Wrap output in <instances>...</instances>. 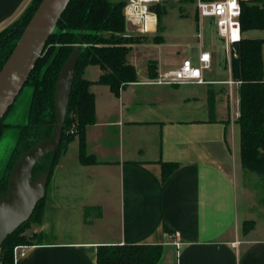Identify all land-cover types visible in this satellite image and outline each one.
<instances>
[{"label":"crops","instance_id":"0c3cea01","mask_svg":"<svg viewBox=\"0 0 264 264\" xmlns=\"http://www.w3.org/2000/svg\"><path fill=\"white\" fill-rule=\"evenodd\" d=\"M29 1L0 0V25L17 18ZM198 33L196 40L192 36L169 46L164 40L139 41L151 32H125L124 37L138 39L129 44L127 56L137 79L118 96L94 83L101 73L98 66L84 69L83 76L93 82L95 107V123L86 128V150L97 163L81 164L78 143L68 145L54 169L42 222L34 230L40 239L26 245L14 264H96L100 244H161L156 264H264V193L244 184L252 174L240 161V81L234 83L230 67L223 69L218 39L208 47ZM243 37L264 39V30L242 32ZM180 42L186 51L182 59L167 63L166 50L183 46ZM199 45L211 56L206 83H145L151 78L149 62H155L158 73L185 58L195 61ZM262 61L264 78V44ZM209 92L215 96L212 118ZM160 161L178 163L164 180ZM88 207L100 214L91 209L84 216ZM53 210L58 235H51L46 225ZM69 210L76 211L72 215ZM72 218L78 221L73 227ZM247 220L254 226L243 233Z\"/></svg>","mask_w":264,"mask_h":264},{"label":"trees","instance_id":"16d2710c","mask_svg":"<svg viewBox=\"0 0 264 264\" xmlns=\"http://www.w3.org/2000/svg\"><path fill=\"white\" fill-rule=\"evenodd\" d=\"M42 0H30L18 18L0 29V70L29 20ZM193 1V0H185ZM125 2L108 0H69L65 10L50 34L41 55L37 58L25 85L32 88V95L26 122L18 125L15 144L0 176V197L7 193L10 172L20 156L42 140L52 136L56 120L55 87L59 71L74 48L77 62L67 111L63 123L59 147L43 155L32 167L30 181L46 175L43 196L36 203L29 218L7 235L0 247V264H14L13 249L17 245H31L40 237H25L23 231L29 223L41 224L45 212L47 195L54 169L68 145L75 138L78 141V160L83 165L97 163L94 155L86 150V128L95 123L93 83L84 76L88 65H96L101 73L94 83L107 85L118 96L120 89L136 81L135 67L127 60L131 46L138 39L124 37ZM240 28L242 32L264 30V1L261 4L240 0ZM159 17L162 6L152 7ZM196 17V16H195ZM197 19V17H196ZM155 43H161V36H154ZM263 38L243 37L235 44L237 56L230 63L231 78L240 81L239 116L236 123L240 131V161L244 170L264 174V78L262 45ZM150 77L156 76L155 62L148 63ZM24 85V86H25ZM214 94L207 97L210 118L214 113ZM12 106L9 108L8 112ZM7 112V113H8ZM6 113V114H7ZM5 117V116H4ZM3 117V119H4ZM0 121V139L9 124ZM161 177L164 180L178 166L176 162L160 161ZM91 209L84 210L88 216ZM254 226L251 220L242 224L243 233ZM164 230L170 232L169 228ZM162 253L161 244H100L96 248V264H156Z\"/></svg>","mask_w":264,"mask_h":264},{"label":"water","instance_id":"95a60500","mask_svg":"<svg viewBox=\"0 0 264 264\" xmlns=\"http://www.w3.org/2000/svg\"><path fill=\"white\" fill-rule=\"evenodd\" d=\"M68 2L69 0H42L2 66L0 70V121L24 87ZM222 42L219 38L218 43ZM77 55V49L74 48L57 77L56 120L51 138L42 140L25 151L10 172L7 193L0 197V247L6 236L29 218L36 203L44 194L46 175L43 174L30 181V172L33 165L43 155L55 151L60 145L74 81ZM222 66L225 70L228 68L225 59L222 60Z\"/></svg>","mask_w":264,"mask_h":264},{"label":"rangeland","instance_id":"374dc122","mask_svg":"<svg viewBox=\"0 0 264 264\" xmlns=\"http://www.w3.org/2000/svg\"><path fill=\"white\" fill-rule=\"evenodd\" d=\"M110 1L115 2L119 0H110ZM161 6H162V10H161L162 14H161V17H159V25H158L157 30L155 32H151V34L148 36H144L143 39L139 41L154 43L153 37L161 36L162 40H164L165 43H168L170 44L169 46H171L172 42L179 44V41H184L186 38H191L192 36H194L193 38L196 40L195 38L196 34L197 32H200V41H204L203 43L207 45L208 47L215 46V43H214L215 35H214L213 26L210 24L208 19L202 18V19H199L197 22V19L195 18L194 0L193 1L165 0ZM17 18L14 17L13 19L5 23L4 25H0V29L5 27L7 24L15 21ZM180 43H182L181 45L183 46H178L173 49L169 48L166 50L167 55L170 56L167 58V63L169 62L175 63L176 61H180L182 59L184 52L186 51L184 50L185 43L183 42H180ZM165 49L166 47L163 48V50ZM194 55L195 54L191 56L193 57V59H194ZM210 77L212 78L214 76L209 75V78ZM155 86H164V85H155ZM31 95H32L31 86L25 85L20 91V93L18 94V96L16 97L12 105V108L5 115L3 119L4 123L9 124V126L4 129L3 136L0 139V176L2 175L5 163L15 144V141L17 138V132H18V125H23L26 122V116L28 112ZM73 141H76L78 143L77 138H75ZM71 150H74V149H71ZM249 174H252V175L250 176V179L248 181L244 182V184H246V186L249 189H255L258 192L264 193V174H257V173H253L250 171H249ZM257 196L258 198H260V195L256 192V197ZM47 198H48V195H47ZM45 208H47V202H46ZM73 211H76V210H69L70 214L73 215ZM92 212H95V211H92ZM56 215H55V210H53L47 216L46 225L51 231L52 233L51 235H58V216ZM71 222L72 223L69 224V226H72V227L78 224V221L73 222V218ZM38 225L40 224L33 223V222L29 223L28 226L23 231L25 237L31 238L32 235H35L37 239V236L39 235V233H36L34 230L37 229ZM55 228H57L56 232H54Z\"/></svg>","mask_w":264,"mask_h":264},{"label":"built area","instance_id":"2783aa9c","mask_svg":"<svg viewBox=\"0 0 264 264\" xmlns=\"http://www.w3.org/2000/svg\"><path fill=\"white\" fill-rule=\"evenodd\" d=\"M165 0H128L123 7L125 18V32L129 34L155 32L153 27L158 24V16L152 7L162 5ZM195 15L199 19H208L213 26L217 39H222L220 44L221 60H226L230 67L232 57L237 53L234 49L236 43L242 39L240 28L241 7L240 0H194ZM152 15L153 22L150 24L147 17ZM200 38V34L198 33ZM195 61L185 58L177 67L158 72L155 77L145 81L149 85H181L188 83L203 84L204 72L211 66V56L208 51L201 50ZM229 83L233 81L229 80ZM239 83V81H234ZM231 95V93H230ZM26 245H17L13 249L14 257L23 254Z\"/></svg>","mask_w":264,"mask_h":264},{"label":"bare ground","instance_id":"6f19581e","mask_svg":"<svg viewBox=\"0 0 264 264\" xmlns=\"http://www.w3.org/2000/svg\"><path fill=\"white\" fill-rule=\"evenodd\" d=\"M147 21H148V23L151 24L153 22V16L152 15L148 16L147 17ZM153 28L157 29L158 28V24H156Z\"/></svg>","mask_w":264,"mask_h":264}]
</instances>
